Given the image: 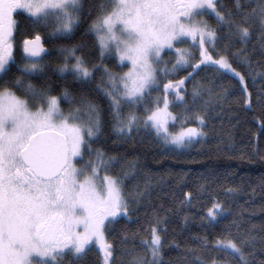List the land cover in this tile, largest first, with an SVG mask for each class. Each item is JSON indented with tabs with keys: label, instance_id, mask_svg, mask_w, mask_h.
Listing matches in <instances>:
<instances>
[{
	"label": "snow or ice",
	"instance_id": "1",
	"mask_svg": "<svg viewBox=\"0 0 264 264\" xmlns=\"http://www.w3.org/2000/svg\"><path fill=\"white\" fill-rule=\"evenodd\" d=\"M18 11L28 13L34 27L48 26L53 20L51 35L70 37L83 18V0H0V264H64L68 256L75 262L93 244L99 245L103 264H112L115 245L108 242L106 233L118 218L131 220L129 204L136 201L125 196L120 176L108 174L116 158L105 160L104 153L92 147L104 130V109L85 95L77 99L68 89L53 95L47 81L33 83V78L45 76L42 61L49 54L39 34L23 40L24 63L17 68L21 74L6 79L15 64L14 30L18 25L14 15ZM93 11L95 19L88 31L96 35L101 63L92 64L82 52L84 45H72L58 49L62 63L57 71L81 84L102 73L96 91L106 101L109 123L120 136L139 131L141 121L132 106L154 88L159 89L161 77L190 68L182 78L163 83V107L157 97L155 109L146 108L149 114L142 124L166 144H191L205 133L202 128L183 126L179 132H170L169 120L179 118L169 111L173 103L169 97L174 95L184 104L186 85L193 80L192 104L202 102L206 112L212 106L214 85L195 81L202 67L231 73L248 92L246 76L232 60L252 69L257 50L264 57V0H99L89 15ZM205 15L214 19V25L202 19ZM189 39L193 43L188 48L177 47ZM197 48L199 58L194 51ZM173 50L174 62L164 61L165 52ZM113 53L121 66H127L125 62L131 65L127 72L113 73L103 64V58ZM258 75L264 77V71ZM206 95L208 99H204ZM248 95L245 103L250 105ZM62 102L70 106L67 113ZM195 119L205 125L204 115ZM85 151L89 155L95 152L97 160L77 167ZM101 171L105 172L102 178ZM139 195L142 198L143 194ZM192 200L193 193L185 192L181 203L191 205ZM226 211L224 204L214 199L206 218L218 223ZM167 223L158 214L148 222L140 239L144 251L132 255V250L124 249L132 255L128 264H165L163 233L167 228L162 225ZM137 235L139 232L133 234V243ZM128 242L124 235L121 243ZM253 245L250 233L215 241V247L226 257L237 259V264H251L252 253L246 249ZM193 264L203 262L197 258ZM211 264L229 262L213 259Z\"/></svg>",
	"mask_w": 264,
	"mask_h": 264
},
{
	"label": "trees",
	"instance_id": "2",
	"mask_svg": "<svg viewBox=\"0 0 264 264\" xmlns=\"http://www.w3.org/2000/svg\"><path fill=\"white\" fill-rule=\"evenodd\" d=\"M98 2L83 0V18L70 37L52 36L54 25L51 20L48 26L34 27L29 16L22 12H17L14 18L18 25L15 30L20 34V39L33 37L38 31L43 32L49 53L44 55L42 61L46 74L41 79L33 78V83L39 85L47 81L52 86L53 95H62L63 90L68 89L77 99L85 95L104 109V130L92 147L102 151L105 160L116 158L108 174L120 176L124 180L125 196L129 201H136L129 204L131 220L127 217L118 218V222L111 225L106 233L108 242L115 245L112 264H128L132 255L144 251L140 245V239L145 235L143 229L149 226L148 222L154 220L157 214L168 221L162 225L167 228L163 233L165 264H193L197 258L203 264H211L213 259L221 262L227 259L229 264H237V259L230 255L226 257L224 252L215 247V241L238 239L249 233L254 237V245L246 249L252 253L249 257L251 264H264V100L259 99L264 96V77L258 75L264 71V57L257 50L253 56L252 69L236 59L232 60L233 66L245 74L248 92L243 91L238 78L231 73L217 72L211 66L202 67L195 81L214 85L212 106L206 112L202 102L192 104L193 80H189L186 85L188 94L184 104L176 101L174 95L169 97L173 101L169 111L179 118L169 123V131L177 132L183 126L199 127L205 133L194 138L191 144L185 147L166 144L154 131L144 129L142 124L149 114L146 108L154 110L157 97H160V105L163 106V83L168 79L182 78L191 71L190 68L161 77L159 89L154 88L142 102L132 106L141 121L139 131L134 130L131 136H120L109 123L111 117L106 101L96 91L102 73H95L90 83L81 84L71 75H62L57 71L58 65L62 63L58 49L72 45H84L82 52L88 54L92 64L101 63L96 35L88 31L95 19V12L89 15V11ZM221 2L227 3L228 0ZM202 19L214 25L213 18L205 15ZM192 43L188 40L178 46L188 48ZM194 51L199 58L198 48ZM249 51H252L251 44ZM23 56L21 48H16L15 64L6 79L21 74L17 68L23 67ZM163 60L174 62V51H166ZM103 64L113 73L127 70V66H121L114 54L105 56ZM168 66L171 67V63ZM249 93L250 105L245 103ZM217 96L219 99L215 98ZM208 98L207 95L204 97ZM69 107L66 102L61 103L65 113ZM186 107L191 110L186 111ZM128 111L129 108L125 106L124 113ZM197 115L205 116V125L198 124L195 119ZM89 160H97L95 152L89 155L85 151L78 165H84ZM100 173L105 175L104 171ZM125 173L129 175L125 177ZM228 189L232 192L227 193ZM185 192L193 193L191 205L181 203ZM139 193L143 194L142 198ZM214 199L222 202L227 211L218 223H209L207 209ZM137 232L139 235L135 236L133 243V234ZM124 235L129 238L127 245L121 243ZM125 248L132 250V255L124 251ZM64 264H101V257L92 245L91 250L79 261L74 262L68 256L64 258Z\"/></svg>",
	"mask_w": 264,
	"mask_h": 264
},
{
	"label": "flooded vegetation",
	"instance_id": "3",
	"mask_svg": "<svg viewBox=\"0 0 264 264\" xmlns=\"http://www.w3.org/2000/svg\"><path fill=\"white\" fill-rule=\"evenodd\" d=\"M18 12H22V13L25 14L26 16H29L28 13H26L25 11H18ZM14 17H15V15H14ZM14 19H15V18H14ZM39 29H41V28H39ZM36 34L41 35V37H42V41H43V43H44V47L47 49V46H46V43H45V39H44V37H43V32L38 31ZM36 34H33V37H34ZM33 37H23V38L20 39V34H19L16 30H14V43H15V49H16V48H21V51H22V53H23V50H22V42H23V40H24L25 38H29V39H31V38H33ZM19 39H20V40H19Z\"/></svg>",
	"mask_w": 264,
	"mask_h": 264
},
{
	"label": "rangeland",
	"instance_id": "4",
	"mask_svg": "<svg viewBox=\"0 0 264 264\" xmlns=\"http://www.w3.org/2000/svg\"><path fill=\"white\" fill-rule=\"evenodd\" d=\"M52 21V23H53V25H54V23L55 22H53V20H51ZM190 40V39H189ZM191 41V40H190ZM177 47H180V46H178L177 45ZM183 48V47H182ZM174 51V50H173ZM114 54V53H113ZM115 55V54H114ZM118 59V58H117ZM118 62L120 63V61L118 60ZM126 64H127V62H125ZM163 64V63H162ZM161 64V65H162ZM131 65L130 64H127V70L125 71V72H127L128 71V69H129V67H130ZM162 67V66H161ZM161 107H163V106H161ZM172 122V120H169V123H171ZM199 128V127H198ZM181 129H179L177 132H179ZM174 133H176V132H174ZM83 165H78L77 164V167H82ZM104 175H102L101 173H100V177L102 178ZM93 246L94 247H96L97 248V250L99 251V254H100V257H101V264H103V254L100 252V250H99V245L98 244H93Z\"/></svg>",
	"mask_w": 264,
	"mask_h": 264
}]
</instances>
